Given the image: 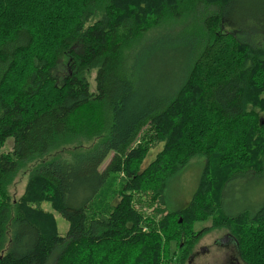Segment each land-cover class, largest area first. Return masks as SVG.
I'll return each instance as SVG.
<instances>
[{
    "label": "trees",
    "instance_id": "16d2710c",
    "mask_svg": "<svg viewBox=\"0 0 264 264\" xmlns=\"http://www.w3.org/2000/svg\"><path fill=\"white\" fill-rule=\"evenodd\" d=\"M233 1L0 0V150L13 139L0 153V264H185L214 227L264 264V201L253 213L223 204L233 177L264 170V47L225 28ZM84 139L96 141L61 154ZM197 156L193 197L165 207L168 179ZM44 202L69 222L65 236Z\"/></svg>",
    "mask_w": 264,
    "mask_h": 264
},
{
    "label": "rangeland",
    "instance_id": "374dc122",
    "mask_svg": "<svg viewBox=\"0 0 264 264\" xmlns=\"http://www.w3.org/2000/svg\"><path fill=\"white\" fill-rule=\"evenodd\" d=\"M264 0H234L232 5L228 8L225 17V28L235 31L239 39L246 40L254 45L264 47ZM186 27L185 24L176 25L171 28L173 32H180ZM160 31L156 30L154 35ZM154 58H147L146 69L147 72H151L154 68ZM175 66L174 64L172 65ZM173 67H170L171 69ZM58 70L63 74L65 73L66 66L63 61L59 63ZM95 71L90 75V89H95ZM172 77V75H171ZM264 122V119L261 122ZM264 126V125H263ZM264 128V127H263ZM96 139L83 140L82 142H76L73 145L68 146L63 150L61 154L63 156H69L68 149L73 148L75 145L82 144L83 147L93 145ZM13 139L10 138L5 143V146L0 150L1 152H7L12 150ZM163 143L157 142L150 144V149L142 163V168L146 167L152 162L158 152L162 150ZM60 154V152H53V156ZM112 156V155H111ZM111 156L106 159L101 166L103 169L110 161ZM206 159L203 156H197L187 162V164L181 168L176 174L171 176L167 181V188L165 190L164 201L165 207H169L173 210H180L185 206L193 197L199 182L200 177L205 165ZM35 163H29L25 165L16 174L14 181L10 187V194L14 198H18L23 192L26 186L28 176ZM126 179L125 175H117L109 185L116 188L122 185V182ZM264 192V170L262 173H254L249 171L248 173L238 174L233 177L228 184L224 192L223 204L228 213L234 214L239 210H242L245 206H248L250 202H258L260 206L264 201V195H260V191ZM42 207L48 211H51L57 220L58 231L61 236H65L69 230V222L61 215L60 212L54 210L49 202H44ZM152 212V209H149ZM212 225L211 217L206 220L198 221L194 224V230L198 231L204 227ZM220 228H210L204 235L195 243L193 250H199L202 246H211L213 240L216 237L222 235L223 232ZM214 249L216 247H213ZM170 250H173L175 254L178 253L177 246L172 244ZM54 257L50 258L48 264H52ZM210 259L205 260L204 257H198L193 264L208 263Z\"/></svg>",
    "mask_w": 264,
    "mask_h": 264
},
{
    "label": "flooded vegetation",
    "instance_id": "af4514ba",
    "mask_svg": "<svg viewBox=\"0 0 264 264\" xmlns=\"http://www.w3.org/2000/svg\"><path fill=\"white\" fill-rule=\"evenodd\" d=\"M260 195H264L261 190ZM259 208L258 202H250L238 212L245 211L253 213ZM221 236L216 237L211 246H202L199 250H192L187 256L185 264H193L198 257H204L210 261L206 264H249L242 256L241 245L236 232L223 227L219 229ZM213 247H216L215 249ZM204 264V263H201Z\"/></svg>",
    "mask_w": 264,
    "mask_h": 264
},
{
    "label": "water",
    "instance_id": "95a60500",
    "mask_svg": "<svg viewBox=\"0 0 264 264\" xmlns=\"http://www.w3.org/2000/svg\"><path fill=\"white\" fill-rule=\"evenodd\" d=\"M261 124H263V125H264V122L262 121V122H261ZM263 127H264V126H263ZM180 222H182V219L180 220Z\"/></svg>",
    "mask_w": 264,
    "mask_h": 264
}]
</instances>
